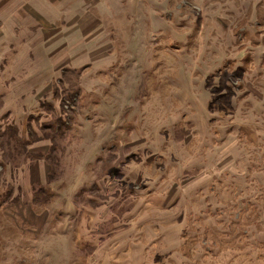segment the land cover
I'll list each match as a JSON object with an SVG mask.
<instances>
[{
    "label": "rangeland",
    "instance_id": "1",
    "mask_svg": "<svg viewBox=\"0 0 264 264\" xmlns=\"http://www.w3.org/2000/svg\"><path fill=\"white\" fill-rule=\"evenodd\" d=\"M0 264H264V0H0Z\"/></svg>",
    "mask_w": 264,
    "mask_h": 264
}]
</instances>
